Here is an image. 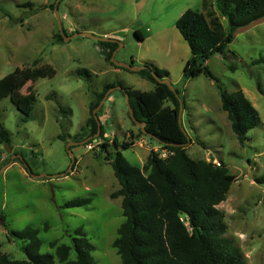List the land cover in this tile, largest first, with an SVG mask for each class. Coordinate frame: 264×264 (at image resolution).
I'll return each mask as SVG.
<instances>
[{
	"label": "rangeland",
	"instance_id": "1",
	"mask_svg": "<svg viewBox=\"0 0 264 264\" xmlns=\"http://www.w3.org/2000/svg\"><path fill=\"white\" fill-rule=\"evenodd\" d=\"M56 1L0 0V78L17 67L51 65L56 70L54 76L38 78L21 89L36 96L28 120L11 96L0 101V127L8 131L12 147L9 152L7 144L0 143V253L26 258V241L11 237L9 230L38 227L40 252L55 254L50 242L73 246L76 230L82 227L95 246L92 256L97 264H121L113 242L125 219L122 197L111 196L120 183L101 143L107 140L111 152L120 150L140 167L151 150L162 157L171 153L158 140L140 133V125L130 117L126 95L118 87L98 110L105 137L88 147L90 105L106 83L121 81L142 91L155 87L141 70L114 72L112 60L106 59L111 49L106 42L115 41L77 35L90 32L117 40L116 61L169 71L168 78L183 96L182 124L190 138L187 153L193 159L226 165L235 176L227 199L218 205L228 225L225 236L249 264H264V185L255 180L264 175V93L258 87L260 83L264 90V17L238 29L229 44L236 55L210 56L207 64L216 79L202 73L185 80L191 49L176 21L188 8L203 10V0H61L58 9L64 33L55 15ZM220 19L227 26L226 18ZM83 69L89 75L79 74ZM238 87L262 118L248 132L244 145L231 127L220 96L221 88L234 91ZM62 133L68 142L59 136ZM114 141L133 144L116 147ZM72 142L76 161L71 167L68 145ZM14 154L20 156L9 165ZM25 165L40 176H32ZM75 198L91 201L64 207ZM75 257L72 249L71 258ZM55 264L62 263L56 258Z\"/></svg>",
	"mask_w": 264,
	"mask_h": 264
},
{
	"label": "trees",
	"instance_id": "2",
	"mask_svg": "<svg viewBox=\"0 0 264 264\" xmlns=\"http://www.w3.org/2000/svg\"><path fill=\"white\" fill-rule=\"evenodd\" d=\"M220 16L226 18L227 26ZM263 17L264 0H203V10H185L176 21L177 28L191 49V56L184 67V79L202 73L216 79L207 64L210 56L220 53L227 59L230 53L236 55L229 49V44L238 29ZM136 33L140 39L144 38L141 31L137 30ZM58 37L63 39L60 33ZM106 43L111 47L106 59L111 61L117 41ZM111 63L116 68L124 69ZM230 67L234 68L233 65ZM153 71L161 78L169 77V71L165 68L148 66L142 69V76L155 84L151 90H136L121 81L106 83L103 90L95 94L87 121L91 127L87 136L89 144L98 131L94 109L110 88L120 85L123 92L129 94L136 118L146 122L147 133L142 131L141 126L140 133L158 140L171 152L169 156L162 157L159 152L151 150L146 163L140 167L131 164L120 150L111 152L107 140L101 143L120 183V188L111 196L122 197L125 219L113 242L121 257V264H249L241 250L225 236L228 225L224 211L218 208L227 199L235 176L229 173L226 165L190 157L186 146L189 137L179 122L182 92L175 86L181 96L180 101L167 84L153 76ZM55 73L51 65L17 67L0 78V101L11 96L23 113V119L28 120L36 96L35 93L23 94L21 89L29 82L52 77ZM79 74L89 75V72L83 69ZM258 87L264 93L260 83ZM220 96L231 127L244 145L248 132L262 123L260 112L240 87L234 91L221 88ZM59 136L68 142L66 134ZM103 137L105 128L101 122L99 138ZM9 142L8 131L1 126L0 143ZM113 144L128 148L133 142L118 144L114 141ZM255 180L264 185V175ZM90 201V198H75L67 201L64 207H81ZM5 227L8 228L6 224ZM8 233L13 238L26 241V258L13 259L7 253H0V264H55L56 258L62 264H97L92 256L95 246L82 227L76 230L73 246L52 240L50 245L55 248V254L40 252L42 239L38 227L28 225L22 230H9ZM72 249L76 252L73 259Z\"/></svg>",
	"mask_w": 264,
	"mask_h": 264
},
{
	"label": "water",
	"instance_id": "3",
	"mask_svg": "<svg viewBox=\"0 0 264 264\" xmlns=\"http://www.w3.org/2000/svg\"><path fill=\"white\" fill-rule=\"evenodd\" d=\"M61 0H57L56 3H55V6H54V11H55V15L57 17V20L59 22V25H60V30H61V33H64L63 31V27H62V21H61V16H60V13H59V9H58V6H59V3H60ZM77 35H81V36H90V37H93L95 39H99V40H103V41H117L115 39H111V38H105V37H98V36H95L94 34L90 33V32H80V33H77ZM111 60L117 65V66H121V67H124V68H127L129 70H132V71H140L142 69H145L148 67V65H142V66H134L132 64H128V63H125V62H119V61H116L115 60V52H113L112 54V57H111ZM153 76L159 81V82H162V83H165L169 86V88L175 92V94L177 95V97L180 99V101H182L180 95L177 93V89L175 87V85L173 84V82L168 78H161L159 77L154 71L152 72ZM120 88V89H123L122 86L118 85L116 87H112L110 88L105 96L103 97V99L100 101L99 105L94 109L93 111V114L95 116V118L97 119V122H98V131L96 132L95 134V137H94V140L96 141L99 136H100V132H101V121H100V118L98 117V110L100 109V107L104 104L105 100L108 98L109 96V93L111 90H113L114 88ZM126 95V102H127V105H128V109H129V114L132 118V120L134 122H136V124L140 125L141 126V129L142 131H144L145 133H147L146 129H145V126H146V122H141L139 121L136 116H135V113H134V109L133 107L131 106V103H130V99H129V94L128 93H125ZM181 110H182V102H181V107H180V111H179V122H180V125L182 126V115H181ZM183 130L185 131L184 127L182 126ZM186 132V131H185ZM153 136V135H152ZM189 142H190V138H189ZM71 144H76L75 142H72L68 145V150L71 154V158H72V162H71V167L73 166V164L75 163L76 161V157L74 155V153L72 152V149L70 147ZM6 149L11 152L12 151V147L9 146L8 144L6 145ZM16 156H20L19 154H14L12 156V159L10 161L9 164H12L14 162V159L16 158ZM28 172L30 174H32V176L34 177H38L40 175H35L32 173L31 169L25 165Z\"/></svg>",
	"mask_w": 264,
	"mask_h": 264
},
{
	"label": "crops",
	"instance_id": "4",
	"mask_svg": "<svg viewBox=\"0 0 264 264\" xmlns=\"http://www.w3.org/2000/svg\"><path fill=\"white\" fill-rule=\"evenodd\" d=\"M114 72H116V73H121L120 71H121V68H111ZM12 164H14V163H12ZM12 164H9V165H12ZM8 165V166H9Z\"/></svg>",
	"mask_w": 264,
	"mask_h": 264
},
{
	"label": "built area",
	"instance_id": "5",
	"mask_svg": "<svg viewBox=\"0 0 264 264\" xmlns=\"http://www.w3.org/2000/svg\"><path fill=\"white\" fill-rule=\"evenodd\" d=\"M88 147H89V148H92V145H91V143H89Z\"/></svg>",
	"mask_w": 264,
	"mask_h": 264
}]
</instances>
